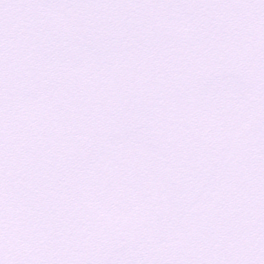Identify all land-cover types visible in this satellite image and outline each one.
Masks as SVG:
<instances>
[{
	"label": "snow or ice",
	"instance_id": "1",
	"mask_svg": "<svg viewBox=\"0 0 264 264\" xmlns=\"http://www.w3.org/2000/svg\"><path fill=\"white\" fill-rule=\"evenodd\" d=\"M0 264H264V0H0Z\"/></svg>",
	"mask_w": 264,
	"mask_h": 264
}]
</instances>
